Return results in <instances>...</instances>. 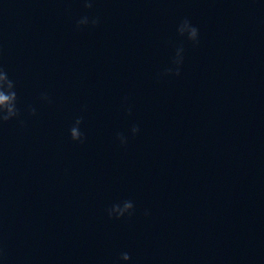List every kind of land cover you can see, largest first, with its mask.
<instances>
[{
    "label": "clouds",
    "instance_id": "clouds-1",
    "mask_svg": "<svg viewBox=\"0 0 264 264\" xmlns=\"http://www.w3.org/2000/svg\"><path fill=\"white\" fill-rule=\"evenodd\" d=\"M84 6L88 9L92 8L91 0H84ZM98 19L93 18L91 21L87 16L82 17L77 22V27L87 26L91 23L93 26L98 24ZM178 34L181 37L186 36L189 41L193 44L198 43V29L190 24V22L185 19L177 29ZM183 47H180L176 51V55L173 59V64L176 66L173 70L169 68L166 70V75H180V65L183 63ZM15 82L9 78L7 72L0 67V125L7 123L8 121L18 118L20 116V110L17 107V92H16ZM47 99V97H44ZM30 112L32 115H35V109L30 108ZM130 114V110H129ZM83 119L77 118L75 120L74 125L70 128V137L73 141H84L83 133L80 131V125L82 124ZM132 134L136 135L139 132V128L137 126H133ZM117 139L121 142V145L127 143L126 138L122 134H117ZM134 204L125 200L122 203L114 204L110 209H108L109 218L121 219L125 215L131 216L133 214ZM147 215V213H145ZM120 260L124 262H128L131 260V256L127 252H122L119 257Z\"/></svg>",
    "mask_w": 264,
    "mask_h": 264
}]
</instances>
